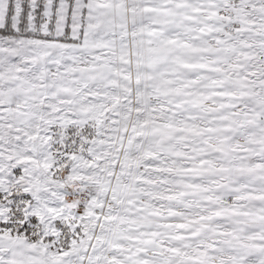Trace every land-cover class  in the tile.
<instances>
[{"label": "snow or ice", "instance_id": "obj_1", "mask_svg": "<svg viewBox=\"0 0 264 264\" xmlns=\"http://www.w3.org/2000/svg\"><path fill=\"white\" fill-rule=\"evenodd\" d=\"M0 264H264V0H0Z\"/></svg>", "mask_w": 264, "mask_h": 264}]
</instances>
